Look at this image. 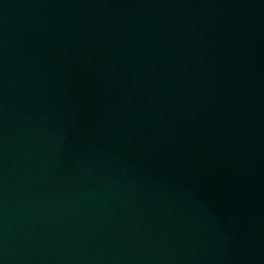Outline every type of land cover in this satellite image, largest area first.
<instances>
[{
	"label": "water",
	"instance_id": "obj_1",
	"mask_svg": "<svg viewBox=\"0 0 264 264\" xmlns=\"http://www.w3.org/2000/svg\"><path fill=\"white\" fill-rule=\"evenodd\" d=\"M0 264H264V0H0Z\"/></svg>",
	"mask_w": 264,
	"mask_h": 264
}]
</instances>
